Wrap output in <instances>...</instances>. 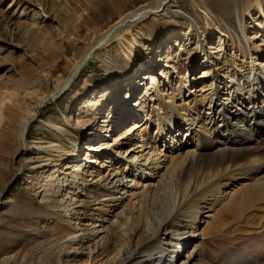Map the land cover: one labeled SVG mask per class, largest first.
Here are the masks:
<instances>
[{
	"label": "rangeland",
	"instance_id": "obj_1",
	"mask_svg": "<svg viewBox=\"0 0 264 264\" xmlns=\"http://www.w3.org/2000/svg\"><path fill=\"white\" fill-rule=\"evenodd\" d=\"M154 1L0 0V264H72L68 241L72 237L76 254L88 253L82 245L89 238L92 242L95 237L90 248L103 246V233L79 234L94 224L97 229L113 224L118 211H127L131 202L128 189L117 195L96 182L107 168L123 169L121 163H104V152L98 151L113 144L118 135L126 137L125 145L113 150H134L127 137L153 138L158 119L168 118L173 110L185 117L183 121L177 116L181 131L191 127L201 109V85L208 82L195 78L206 68L218 69L222 84L227 67L244 70L253 59L264 63V17L257 8L260 3L264 14V0H172L192 23L179 18L170 22L159 14L146 16L115 37L106 51L93 52L64 90L37 105L41 97L56 90L102 32L128 12ZM204 13L217 30L214 36L206 31ZM196 26L202 32L198 39ZM189 29L193 36L187 41ZM169 30L179 34L183 49L169 44ZM198 47L204 48L205 59ZM152 64L154 71L145 70ZM149 73L155 80L146 85L151 81L142 77ZM234 78L226 81L232 83ZM33 113L21 138L24 121ZM146 117L149 120L140 127ZM20 138L28 145L56 143L67 152L74 151L78 159L47 155L48 159L38 153L35 165L27 166L33 155ZM165 145L158 143L154 150L161 152ZM91 160L99 165L92 166ZM65 175L68 181L63 182ZM113 241L114 236L108 237L109 245ZM202 241L205 260L211 264H221L227 252L237 256L248 246L220 242L228 251L213 261L209 250L220 251L217 242L209 237Z\"/></svg>",
	"mask_w": 264,
	"mask_h": 264
},
{
	"label": "bare ground",
	"instance_id": "obj_2",
	"mask_svg": "<svg viewBox=\"0 0 264 264\" xmlns=\"http://www.w3.org/2000/svg\"><path fill=\"white\" fill-rule=\"evenodd\" d=\"M172 4V0H155L152 4L142 5L120 17L101 33L96 42L89 45L82 58L74 62L68 76L56 90L41 97L37 105L49 102L64 90L93 52L105 50L115 37L127 33L132 25L146 16L159 14L170 22L179 18L192 23ZM257 8L264 17L260 3H257ZM137 14L140 19L132 21ZM203 15L206 31L214 36L217 30L214 31L209 15ZM257 27L261 28L258 24ZM190 31L191 29L188 32ZM194 31L195 38H200V35L202 37L197 26ZM167 32L169 44L183 49L184 44L177 41L179 34L172 30ZM218 32L228 39V34L221 30ZM192 36L190 32L185 38L190 41ZM261 37L264 42V36ZM93 46L95 49L92 51ZM202 47H198V53L205 59ZM156 50L154 53L158 54ZM231 57H235L234 52ZM159 60L156 68L160 67ZM154 67L152 64L145 70L154 71ZM263 67L264 63L260 64L255 59L244 70L238 66L229 70V66L222 84L217 76L218 69L208 67L201 72L195 80L208 79L206 84L201 85V109L192 118V125L189 124L191 127L182 130V137L177 116L183 121L185 117L173 110L168 118L159 114L161 118L158 119L153 138L145 140L140 137L138 141L127 137L126 141L134 143V150L137 151L119 147L113 150L116 146L125 145L123 140L126 137L121 135L116 136L113 144H106L98 151L104 152V163H121L123 169L116 171L112 167L107 168L96 182L99 186L113 189L117 195L128 189L127 198L131 204H128L130 206L127 211H118L113 224L99 229L94 224L92 228L79 234L94 237L103 233L104 237H100V242H104L103 246L90 248L89 244L95 237L92 242L89 238L82 245L86 246L88 253L76 254L78 250L74 237L71 241L68 240L72 246L71 254L74 255L72 264H211L205 260L206 252L202 244L206 237L217 242L215 247L220 248V251L209 250L213 261L219 257L220 252L227 250L225 245L245 243L248 246H243L237 256H231L227 250L221 264H264ZM234 70L236 79L230 83L226 80L235 77ZM119 74L124 75L123 72ZM142 78L143 81L150 79L151 82L146 85L153 84L155 80L152 73L145 74ZM205 104L207 109L203 111ZM34 115L33 113L25 119L22 133ZM148 120L146 117L140 127L146 125ZM135 129L134 127L133 130ZM163 133L165 136H162ZM25 142L21 139L26 150L33 155L28 157L27 166L35 165L34 156L38 153L45 157L66 156L74 159V162L78 159V154L74 151L67 152L56 143L28 145ZM162 142L166 144V148L161 152L154 150V146ZM87 160L88 158L83 159L85 162ZM89 164L99 165L94 160ZM102 166L104 164L100 168ZM186 172L189 174L184 175ZM133 173L135 175L132 178ZM67 177L64 176L63 182L68 181ZM202 224L204 227L198 233ZM97 230L100 232L96 233ZM110 236H114L111 245L108 244ZM198 236L200 239L195 242ZM79 256H85V259H79Z\"/></svg>",
	"mask_w": 264,
	"mask_h": 264
},
{
	"label": "water",
	"instance_id": "obj_3",
	"mask_svg": "<svg viewBox=\"0 0 264 264\" xmlns=\"http://www.w3.org/2000/svg\"><path fill=\"white\" fill-rule=\"evenodd\" d=\"M143 14H144V13H143ZM141 17H142V15H141ZM137 19H140V17H138V14H137V16L133 17L132 21H135V20H137ZM94 49H95V46H93L91 50L93 51ZM60 92H61V91H60ZM60 92H59V93H60ZM59 93H58V94H59ZM43 104H44V103H42V104H40V105H43ZM31 119H32V118H31ZM29 122H30V121H29ZM27 124H28V123L26 122L25 125H27ZM25 131H26V130H24L23 133H22V138L24 137Z\"/></svg>",
	"mask_w": 264,
	"mask_h": 264
}]
</instances>
